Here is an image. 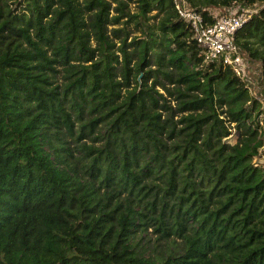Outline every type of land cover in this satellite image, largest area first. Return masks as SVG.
<instances>
[{
  "label": "trees",
  "instance_id": "obj_1",
  "mask_svg": "<svg viewBox=\"0 0 264 264\" xmlns=\"http://www.w3.org/2000/svg\"><path fill=\"white\" fill-rule=\"evenodd\" d=\"M135 2L0 0V264H264L261 104ZM188 2L260 6L235 42L264 93V0Z\"/></svg>",
  "mask_w": 264,
  "mask_h": 264
},
{
  "label": "built area",
  "instance_id": "obj_2",
  "mask_svg": "<svg viewBox=\"0 0 264 264\" xmlns=\"http://www.w3.org/2000/svg\"><path fill=\"white\" fill-rule=\"evenodd\" d=\"M170 1L178 17L188 25L203 63L229 67L247 84L250 69L246 56L235 42V35L252 12L249 9L241 11L235 6L224 10H209V17L213 21L208 22L204 13L192 7L188 0Z\"/></svg>",
  "mask_w": 264,
  "mask_h": 264
},
{
  "label": "rangeland",
  "instance_id": "obj_3",
  "mask_svg": "<svg viewBox=\"0 0 264 264\" xmlns=\"http://www.w3.org/2000/svg\"><path fill=\"white\" fill-rule=\"evenodd\" d=\"M127 2H128V7L130 11L134 12L137 9L135 0H127ZM235 7L240 8L239 5ZM259 7L260 6L255 5L252 7H245L244 9H249L251 12H256V10H258ZM135 35H139V32H134L132 34V36H135ZM247 63L250 69V73H248V77H247V84H248L247 86L249 88L251 95L253 97H256L258 100H260L259 102L261 104V111L263 113L262 116H264V93L262 91V82H260L261 81V64L259 61H254V60L252 61L249 59H247ZM260 119L262 118L260 117ZM260 125L264 127V121H261ZM237 135H238L237 131L235 129L232 130L231 134L227 138V141L231 144H234L237 141ZM263 141H264V137H263ZM259 152H260V157L254 158V163H256L257 165L264 166V145L260 148Z\"/></svg>",
  "mask_w": 264,
  "mask_h": 264
}]
</instances>
